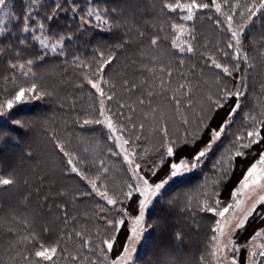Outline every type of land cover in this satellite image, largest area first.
Returning <instances> with one entry per match:
<instances>
[{
	"label": "snow or ice",
	"instance_id": "6c2138e0",
	"mask_svg": "<svg viewBox=\"0 0 264 264\" xmlns=\"http://www.w3.org/2000/svg\"><path fill=\"white\" fill-rule=\"evenodd\" d=\"M29 3L33 8L16 20L12 30L0 21V44L4 45L0 46V57L9 52L15 57L6 62L9 75L3 79L13 88L2 90L0 117L7 116L19 128L26 127V123L15 118L13 109L52 95L37 79L34 65L49 56L67 57L66 42L72 40V35L53 33L52 21L61 13L71 12L80 22L78 27L110 29L119 12L95 6L92 0H87L84 7L77 0H53L51 9L41 15L33 9L42 10L43 4L39 0ZM0 11L8 14L6 0H0ZM160 11L176 13L178 20L169 23L170 31L165 35L160 34L165 29L159 28L150 38V45L158 49L162 40H170V49L178 55L180 66L185 64V56L196 54L194 22L199 14L212 13L207 19L223 34L224 43L217 46L219 55H200L205 67L214 73V90L197 95L183 72L173 87V70L161 66L162 75L151 84L144 82L146 91L134 106L118 98L116 85L106 79L114 55L101 52L95 64L78 55L70 62L65 59L79 70L82 80L77 86H87L93 98L91 111L77 123L101 134L105 156L89 158L55 135L50 139L63 165L61 171L73 174L85 185L79 195L94 196L102 202L97 204V219L103 224L94 236L74 230L43 240L32 224L24 221L22 235L9 229L11 238L20 245L17 258L21 264H137L138 246L153 235V226L148 222L152 210L169 194L172 185L181 184L188 174L209 162L217 179L210 186H202L196 197L187 198L188 211L193 215L199 212L214 218L199 264H240L242 251L247 253L244 264H264V227L255 229L245 243L237 242L250 218L264 220V110L245 111L246 73L254 65L244 47L249 26L264 16V0H161ZM137 35L143 37L144 32L138 31ZM28 49L35 55H24ZM147 70L153 74L156 71ZM123 87L131 93L139 86L124 81ZM156 97H162L163 102L154 103ZM144 141H155L151 150L154 154L143 145ZM113 158L125 176L120 184L110 182L115 170ZM18 183L13 170L0 172V191H8ZM63 223H69L67 211ZM175 239L181 241V233H175ZM73 240L79 241V247L70 251L67 242Z\"/></svg>",
	"mask_w": 264,
	"mask_h": 264
},
{
	"label": "trees",
	"instance_id": "16d2710c",
	"mask_svg": "<svg viewBox=\"0 0 264 264\" xmlns=\"http://www.w3.org/2000/svg\"><path fill=\"white\" fill-rule=\"evenodd\" d=\"M39 2L43 4V9L33 10L41 15L45 11L50 10L53 4V0H39ZM56 2L63 3V0H56ZM77 3L84 7L87 4V0H77ZM92 3L100 8H108L109 10L116 8L119 10L115 14L118 18L113 20V26L110 29L103 26L96 28L94 25L78 27L80 22L71 12L61 13L56 17L51 23L52 32L62 34L67 32L72 35V40L66 42L65 51L67 57L49 56L46 61H38L34 65L37 79L52 95L40 101H29L13 109L15 118L24 121L26 127L19 128L12 125L11 120L7 116L0 117V172L13 170L19 178V183L16 187L10 188L8 191H0V264H21L20 259L17 258L20 245L11 238L9 229L22 235L24 233L23 222L27 221L30 223L29 218L36 212V210H30V208L37 207L38 203L45 208L44 206L47 203L48 197L45 192L44 178L40 175L37 177L38 171H35L41 157L38 147L33 142L32 128L34 124L39 120V124L36 126L40 128L41 132L46 134V137L51 138L55 135L65 141L62 128L67 123H64L62 127V120L71 117L75 112L76 106L75 102H71L72 98L70 95L64 96L62 94L63 89L66 88L65 86L70 84L76 85L78 90L85 92V105L87 108L93 105V98L90 96L87 86H77L82 80V77L78 74L79 70L73 69L69 63L65 62V59L70 62L74 55H78L86 62L95 64L98 62L101 52L105 56L114 55L113 63L106 69V79L109 80L110 84H115L117 76L123 74L132 75L134 79H137L133 82L139 86L133 94L137 93L138 89L146 91L144 82L147 81L148 84H151L156 76L162 75L159 72V67L161 66L171 67L174 73L172 86L175 87L181 79L180 73L186 72L185 67L191 64L179 67L178 55L174 54L173 50L170 49V40H162L158 49H153L150 45V38L157 34L159 28L163 27L165 29L164 33H160L165 35L170 31L168 28L169 23L177 22L178 20V14L160 11L161 0H92ZM7 5L8 17L5 15V19L0 21H3L4 26L8 30L13 29L16 20L22 18L27 9L33 8L29 0H6ZM207 15H212V13H207ZM207 15L199 14L200 18L194 22L196 54L190 57L199 59L201 52L214 53L208 49L205 50V45L201 40V29L205 25L216 28L207 19ZM258 18L255 19L254 25H250L245 33L247 37L245 47L254 65L252 76L256 75L257 78H259V74L255 68L260 69V62H264V42L252 41L256 35L261 36L263 34L264 19L262 27L255 31ZM138 31H143L144 36L138 37ZM7 43H12V41H5V44ZM0 46L4 45L0 44ZM17 47L19 46L17 45ZM29 54L34 56L35 51L28 49L24 53L26 56ZM9 59H15L11 52L4 57H0V95L4 94L2 90L5 87L9 90L13 88L12 84L7 83L3 79V77L9 75L6 63ZM184 59L187 62H191L194 58L185 56ZM201 59L203 60L202 57ZM201 59L199 60L202 61ZM154 60L156 61L155 63ZM148 68H155V74L149 72ZM17 82L20 81L18 80ZM129 86L131 85L129 84ZM115 91L118 97L120 92L117 87ZM124 94H129V92H124ZM90 131L93 130L91 129ZM101 139L104 140L103 138ZM192 182V178L185 179L181 184L175 186L169 197L182 196L184 191L179 192L178 188L181 189L182 186H187ZM221 192L224 197L227 196L223 185H221ZM169 204V201L166 200L154 211L158 214L164 212L163 215H165ZM188 213V208H184L183 215L187 216ZM260 227H264V220H261L258 216H253L250 218L246 230H242L238 234L239 239L237 242L240 244L245 243L249 235ZM34 228L36 227L34 226ZM193 228L199 235L204 231L198 222L193 224ZM183 230L188 231L187 227H184ZM180 233L183 237V233ZM159 237L166 240V246L169 248H172L171 244H175V242L177 244V240H172V237L166 233L160 234ZM150 238V242H152L153 239L152 237ZM178 244L180 245L181 242L178 241ZM193 244L195 245V243ZM193 247L191 251L195 249ZM198 250L196 251L198 256L196 264H199V257L204 252V248L200 245ZM245 254L246 251L240 253V264H244ZM139 260L143 263L141 258Z\"/></svg>",
	"mask_w": 264,
	"mask_h": 264
},
{
	"label": "rangeland",
	"instance_id": "374dc122",
	"mask_svg": "<svg viewBox=\"0 0 264 264\" xmlns=\"http://www.w3.org/2000/svg\"><path fill=\"white\" fill-rule=\"evenodd\" d=\"M7 7L8 5L6 6L8 12ZM5 15V11H0V20L5 19ZM263 19L264 16L258 18L255 31L262 27ZM262 29L263 34L261 36L256 35L253 37V42H264V26ZM201 40L204 45H207L205 50L208 49L219 55L216 51L217 46H223L224 43V36L219 30L205 25L201 29ZM186 57L194 58L191 62L185 61L184 65L191 64L190 66L185 67L186 72L183 73L188 76V79L197 91V95L204 94L209 90H214V73L212 70L205 67L204 60H202L201 57H199V59L202 61L196 57ZM166 61L168 62V60ZM194 65L195 70L193 71ZM260 66V69L257 67L255 68L259 74V78H257L256 75L252 76L253 68L247 70L248 94L245 103V111L251 110L255 113L264 110V62H260ZM179 67L182 66L179 65ZM135 80L137 79H134L130 74H123L115 78V85L120 92L118 98L126 100L134 106H136L135 102L137 101V98L143 95L145 91L143 89H138V92L135 94L133 93L136 91L124 94V92L128 91L123 87V82L128 81V84L132 85L136 84L133 82ZM205 81H208V83H205ZM140 85L144 87L142 83H140ZM65 87L66 88L63 89L62 94L64 96L70 95L72 98L71 102L76 103L73 115L62 120V127L64 123H67L66 126L62 128L65 141L69 142L74 149L87 155L89 158L105 156V141L101 139L103 138L101 134L92 127L81 128L77 123V120L82 119L89 111H91V107L87 108L85 105V92L78 90L76 85L73 86L70 84ZM162 102V98L156 97L154 99V103L156 104ZM139 112L140 108L137 107V115H139ZM37 124H39V120L34 124L32 134L34 136V145L38 147L41 159L36 166L35 171H38L37 177L40 175L44 178L46 186L45 192L48 198L47 203L44 206L45 208L41 207L39 203L37 204V207L30 208V210H36V212L29 218L30 223L37 228L34 229L43 240L55 239L58 235L63 234L64 232L71 233L74 230L81 231L85 235L94 236L95 233L101 229L103 224L102 221L97 219V204L102 202L98 201V198H95L94 196L84 197L79 195V193L85 191V185L73 174H65L61 171L63 165L57 153L54 151V145L52 144L51 139L46 137V134L41 132L40 128H37ZM91 129L93 131H90ZM153 143H155V141L143 142V145L150 149V154H154L151 151ZM138 150L142 151L143 149L141 148ZM113 163L115 164V170L110 182L112 184H120L125 179V176L124 173L119 170L120 164L117 163L114 158ZM188 178H192L193 182L187 186H182L181 189L178 188L179 192L184 191L182 196L176 198L169 197V194L176 186L172 185L169 189V194L161 199L160 204H163L166 200L170 203L168 209L165 211V215H163L164 212L158 214L154 209L152 210V219L148 222L152 224L154 229L153 235L151 236L153 241L150 242V237L147 242L143 240L141 241L143 246H138V253L143 263L140 260H137V264H196L198 259L196 254L198 246L201 245L205 250L214 218L211 217L210 214L199 212L195 213V215L189 212L187 216H184L183 210L184 208H188L187 198L189 196L196 197L198 193L202 191V186H210L212 181L217 179L212 168V162H209L207 166L196 170L194 173L188 174ZM65 211H67L69 220L67 225L63 223ZM196 222H198L199 226L204 229L201 235H199L193 228V224ZM184 227H187L188 231L183 230ZM45 228H47V231L44 230ZM161 229H163V231ZM177 232L183 233V237L180 241L181 244L179 245L177 241V244L176 242L175 244H171L172 248L167 247L166 240L159 237L160 234L166 233L172 237V240H174L175 233ZM193 243H195V245ZM67 247L70 251L74 250L79 247V241H68ZM192 247L195 248L193 251H191ZM246 256L247 253L244 255L245 259ZM61 264H64V262H61Z\"/></svg>",
	"mask_w": 264,
	"mask_h": 264
}]
</instances>
